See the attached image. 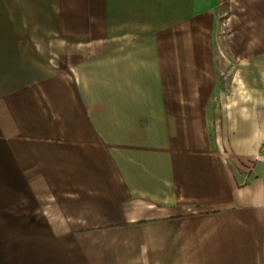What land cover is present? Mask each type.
Wrapping results in <instances>:
<instances>
[{
	"label": "crops",
	"instance_id": "0c3cea01",
	"mask_svg": "<svg viewBox=\"0 0 264 264\" xmlns=\"http://www.w3.org/2000/svg\"><path fill=\"white\" fill-rule=\"evenodd\" d=\"M0 264H264V0H0Z\"/></svg>",
	"mask_w": 264,
	"mask_h": 264
},
{
	"label": "rangeland",
	"instance_id": "374dc122",
	"mask_svg": "<svg viewBox=\"0 0 264 264\" xmlns=\"http://www.w3.org/2000/svg\"><path fill=\"white\" fill-rule=\"evenodd\" d=\"M223 7H224V9H225V5H223ZM226 16V14H224L223 15V17H222V21H225V19H224V17ZM228 32H230L226 27L223 29V32H222V34L223 35H226ZM233 68H232V65L230 66L229 65V72H231V70H232Z\"/></svg>",
	"mask_w": 264,
	"mask_h": 264
}]
</instances>
